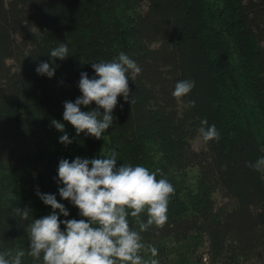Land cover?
<instances>
[{"label": "trees", "instance_id": "1", "mask_svg": "<svg viewBox=\"0 0 264 264\" xmlns=\"http://www.w3.org/2000/svg\"><path fill=\"white\" fill-rule=\"evenodd\" d=\"M61 43L69 57L53 63ZM120 52L142 68L129 78V102L118 97L104 139L77 135L64 102L82 95L80 73L95 76L91 63ZM41 62L54 77L36 72ZM182 80L195 88L178 101ZM205 118L219 142L200 136ZM53 119L73 143H60ZM113 148L117 167L161 169L175 188L165 227L141 233L160 264H264V174L247 166L264 156V0H0V250L22 249V264H34L30 221L13 208L50 214L37 190L66 206L61 221L86 219L59 195V161Z\"/></svg>", "mask_w": 264, "mask_h": 264}, {"label": "clouds", "instance_id": "2", "mask_svg": "<svg viewBox=\"0 0 264 264\" xmlns=\"http://www.w3.org/2000/svg\"><path fill=\"white\" fill-rule=\"evenodd\" d=\"M50 56L53 63L56 59H67V44L61 43L51 50ZM91 67L95 76L89 78L87 72L80 73L78 87L82 95L74 102H64L63 119L75 128L77 135L84 133L99 140L104 139L105 132L113 125L118 97L123 96L129 102V78L135 81L142 68L124 52L111 61L93 62ZM36 72L52 78L56 69L48 62H41ZM194 88L195 81L182 80L176 83L172 95L179 101ZM93 102L95 108L81 110V106L89 107ZM133 102L132 96L130 103ZM187 103L195 107L196 102ZM51 124L64 133L59 137L60 143L65 146L73 143L64 123L53 119ZM200 124L198 132L205 143L219 142L221 134L215 124L209 126L206 118ZM261 151L264 152V148ZM103 157L77 156L71 161L62 158L58 164L56 182L60 197L76 206L79 215L86 219L61 221L60 216L68 217L69 210L58 202L55 194L39 190L37 195L51 207L50 214L35 219L30 208H13L20 220L30 221L25 228L29 238L27 255L34 264H160L158 250L146 244L141 233L153 226L165 227L169 203L175 195L174 186L161 169L150 171L127 163L117 167L119 152L116 148ZM247 166L264 174V156L247 162ZM158 173L160 179H157ZM129 217L138 224L139 231L130 226ZM25 255L22 249L0 250V264H22Z\"/></svg>", "mask_w": 264, "mask_h": 264}]
</instances>
